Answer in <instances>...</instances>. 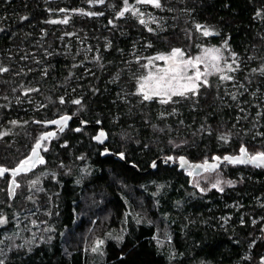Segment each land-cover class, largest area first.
I'll return each mask as SVG.
<instances>
[{
    "label": "trees",
    "instance_id": "trees-1",
    "mask_svg": "<svg viewBox=\"0 0 264 264\" xmlns=\"http://www.w3.org/2000/svg\"><path fill=\"white\" fill-rule=\"evenodd\" d=\"M160 3L127 0L120 16L124 0H0V128L9 129L0 167L27 157L48 120L73 116L43 142L44 163L0 176L3 264L264 260V167L223 162L194 174L162 160L210 161L242 145L264 152V0ZM207 44L223 51L232 79L211 74L195 94L144 100L150 56H192ZM80 120L89 125L76 131ZM96 121L111 155L93 139ZM95 238L103 243L94 252Z\"/></svg>",
    "mask_w": 264,
    "mask_h": 264
},
{
    "label": "snow or ice",
    "instance_id": "snow-or-ice-1",
    "mask_svg": "<svg viewBox=\"0 0 264 264\" xmlns=\"http://www.w3.org/2000/svg\"><path fill=\"white\" fill-rule=\"evenodd\" d=\"M96 2L103 3L104 0H96ZM139 3H150L153 4L155 7L159 8L161 7L160 0H138ZM124 3L126 7L118 13V15L123 16L124 12L129 10V7L127 6V0H124ZM60 11H65L64 9H60ZM82 11V10H81ZM88 15H95L96 13H87ZM135 14V13H134ZM50 23H67V19H64L62 21H49ZM111 23V21H110ZM140 23H144L143 20L140 21ZM197 30H201L203 28L202 25L197 24L196 25ZM151 31V29H149ZM209 30L206 28H203V35L208 36ZM225 46H227V41H225ZM220 50L219 49H205L204 55L207 56L211 53H218ZM235 55V54H233ZM181 57H184V52L180 48H173L171 52L167 55H158L154 59L156 60H162L166 62H172V65L169 66L168 68L161 69L160 72L162 74L160 75H152L150 74L147 77L143 78V82L140 83L138 91L143 94L144 100H151L154 96H167V99H162L161 103H168L172 96H185L187 93L191 92L193 94L196 93L198 88L201 86V83L207 84V80H202V77L206 75V73H201L199 69L196 70L194 75H181V73L184 71L186 67H194V61L192 58L188 59H180ZM195 63H201L202 58L200 56H197L194 58ZM220 57L216 55H212V60H219ZM213 67H216L213 65ZM229 71H234V69L231 68V65L228 66ZM7 69L5 68H0V72H5ZM217 72L222 71V69H219L218 67L216 68ZM255 71V70H254ZM210 74V73H207ZM222 80H230L232 79L231 76L228 75H222L220 77ZM180 80H186L187 83L180 84ZM200 81L201 83H197ZM179 85V87H176L175 85ZM146 89H148L146 91ZM171 92V95H168V93ZM235 99V97H233ZM61 103H63V98H61ZM74 103L79 104L80 101L76 100ZM70 119V117L64 116L61 117L59 120L56 121H50L49 123L56 124V125H63L66 123V121ZM13 124L16 123V121L12 122ZM61 130H63L61 128ZM76 131H80V129H76ZM3 135V134H0ZM54 135V133H45L42 135L38 140L36 145L32 148V154L28 156L26 159L21 160L19 165L15 168L12 169V175L16 176L17 174L21 172H26L28 171V166H35L36 162L39 163H44V160L42 157L39 156L37 152V148L40 147V141L48 139ZM104 137V133L101 132L97 137H95L96 140L101 141L102 138ZM221 139H226L225 137H221ZM121 158H124V154H120ZM168 160H172V157H167ZM181 161V167H184L187 164V161L184 159V157L179 158ZM213 159L219 160L221 159L220 157H214ZM223 160L228 161L232 164H242V163H251L255 164L258 167H264V152H257L255 155H250L248 153V150L242 145L240 147V155L238 156H224ZM205 165H207V161H205ZM205 165H194L192 167H204ZM153 167H156V162L153 161L152 164ZM212 167H215V165H212ZM9 169L0 167V176H2L4 173L8 172ZM192 173H189L191 175ZM35 181H33V184ZM219 183V182H218ZM229 185L231 186L233 184L232 181H228ZM14 186L16 185V181L13 179L10 182L9 188H10V195L14 191ZM213 188L217 187V184L212 185ZM220 191H223V189H219ZM5 223V220L3 217H0V224ZM123 237H118V239H122ZM103 241H98L97 242V247H94L92 251H97L98 246L102 244ZM0 264H3V261H0Z\"/></svg>",
    "mask_w": 264,
    "mask_h": 264
},
{
    "label": "rangeland",
    "instance_id": "rangeland-1",
    "mask_svg": "<svg viewBox=\"0 0 264 264\" xmlns=\"http://www.w3.org/2000/svg\"><path fill=\"white\" fill-rule=\"evenodd\" d=\"M138 2V0H136ZM139 3V2H138ZM205 49H219L220 51L218 53H211L207 56L204 55V51ZM171 51L169 52H165V53H158V54H155V55H152L149 57L148 61H147V65L145 67V72L144 74L142 75L141 79H140V82H139V85L140 83L143 82V78L144 77H147L149 76L150 74L152 75H160L162 74L160 72L161 69H164V68H168L169 66L172 65V62H166V61H162V60H156L154 59L156 56L158 55H167L169 54ZM212 55H216V56H219L220 59L219 60H212ZM197 56H200L202 58V62L201 63H195V57ZM188 58H192L193 61H194V67H186L184 69V71L181 73V75H184V76H187V75H194L196 70L199 69L201 73H206V75H204L202 77V80H208V77L211 75V74H218L220 75V77L222 75H226V72L229 70L228 66L229 64L228 63H224V56H223V51L219 48V47H216V46H213V45H203L200 50L195 53L194 55L192 56H187L184 54V57H181L180 59H188ZM213 65H215L216 67H213ZM219 68V69H222V71L220 72H217L216 71V68ZM207 73H210V74H207ZM180 84H183V83H187L186 80H180L179 81ZM197 83H201L200 81H198ZM176 87H179V85H175ZM148 89H146L147 91ZM168 95H171V92L168 93ZM176 96H179V95H176ZM160 97V99H167V96H164V95H161V96H158ZM175 96H172V98H174ZM171 98V99H172ZM12 126H16V123L15 125L12 124ZM7 130H9L7 127H5V125H1V128H0V134H3V135H0V137L4 136L7 132ZM28 175V174H27ZM26 177H22L20 181H24L26 180V178H30L31 176H27ZM35 177H36V174H33V178L30 181V184L32 186H35L37 188V183L35 182L33 184V181H36L35 180ZM221 174H218L216 177H215V180L214 182L218 183V182H221ZM31 188V187H30ZM40 189V188H39ZM38 189V190H39ZM32 191V190H31ZM36 194V193H35ZM94 240V247H97V242H98V239H93ZM93 247V248H94ZM261 264H264V260L262 261Z\"/></svg>",
    "mask_w": 264,
    "mask_h": 264
},
{
    "label": "water",
    "instance_id": "water-1",
    "mask_svg": "<svg viewBox=\"0 0 264 264\" xmlns=\"http://www.w3.org/2000/svg\"><path fill=\"white\" fill-rule=\"evenodd\" d=\"M64 116L70 117V119H68V120L66 121V123H64L63 125H56V124L49 123L50 121H56V120H59L61 117H64ZM72 117H73V116H72L71 114H63V115L58 116V117H56V118H54V119L48 120L46 123H47V125H48L49 127H51V128L48 129V130L43 131V132L40 134L39 138H40L42 135H44L45 133H54V135H55L56 133L62 131L61 128L64 130V129L69 125V123H70ZM76 118L79 119L80 116L77 115ZM94 124L97 125L98 128H97L96 133L93 135V139H94L97 143H99V144L102 146V149H101V155L104 156V155H111V154H113V152H112L111 150H109L108 147L105 145V142L107 141V138H108V135H107V132H106L105 128L102 126V124H101L100 121H96ZM87 125H89L88 122H86L85 120H80V122H79V126L77 127V129H78L79 127H83V126H87ZM101 132L104 133V137L102 138L101 141H98V140L95 139V137H97ZM52 136H53V135H52ZM39 138H38V139H39ZM45 140H46V139H45ZM45 140L40 141V147L37 148V152H38L39 156L41 155V147H42V144H43V142H44ZM36 143H37V141L33 144L32 148L36 145ZM32 148H31V151H30V153L28 154V156H30V155L32 154ZM120 154H121V153H116V154H114V157L117 158V159H120V160H124V158H121ZM238 155H240V153H236V154L225 153L223 156H216V157H220V158H221V159H219V160L213 159V160L207 161V165H205V161H204V162H201V161H196V162H194V161H190V160L188 159V157H186L185 155H179V156H177L176 158H174V156L171 155V156H167V157H172V158H173L172 160H168L167 157L163 158L162 160H163V161H164V160H165V161H171L172 163L177 164L178 167H179L180 169H191V172H192V173H194V174H199V173L203 172L205 169L213 170V169H215L219 164H221V163H223V162L230 163V162H228V161L223 160V157H224V156H238ZM254 155H255V154H254ZM28 156H27V157H28ZM27 157H25L24 159H26ZM180 157H184V159L187 161V164H186L184 167H181V161H180V159H179ZM24 159H23V160H24ZM154 161L156 162V165H157V160H154ZM36 164H37V162L35 163V165H36ZM152 164H153V162L150 164V169H155L156 167H153ZM249 164H251V163H249ZM18 165H19V163H18L17 165L13 166V167L6 168V169H9V171L6 172V173H4L3 175L8 174V173H11V174H12L11 170H12V169H15ZM194 165H205V166H204V167H199V168L192 167V166H194ZM212 165H215V167H212ZM253 165H255V164H253ZM34 167H35V166H34ZM34 167L29 165V166H28V170L33 169ZM21 173H22V172H21Z\"/></svg>",
    "mask_w": 264,
    "mask_h": 264
}]
</instances>
